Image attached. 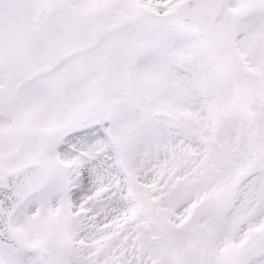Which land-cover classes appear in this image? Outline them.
<instances>
[{
    "label": "snow or ice",
    "instance_id": "snow-or-ice-1",
    "mask_svg": "<svg viewBox=\"0 0 264 264\" xmlns=\"http://www.w3.org/2000/svg\"><path fill=\"white\" fill-rule=\"evenodd\" d=\"M0 264H264V0H0Z\"/></svg>",
    "mask_w": 264,
    "mask_h": 264
}]
</instances>
